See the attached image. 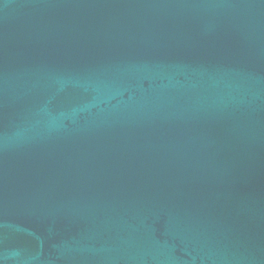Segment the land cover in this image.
Instances as JSON below:
<instances>
[{"label":"water","instance_id":"1","mask_svg":"<svg viewBox=\"0 0 264 264\" xmlns=\"http://www.w3.org/2000/svg\"><path fill=\"white\" fill-rule=\"evenodd\" d=\"M0 264H264V0H0Z\"/></svg>","mask_w":264,"mask_h":264}]
</instances>
